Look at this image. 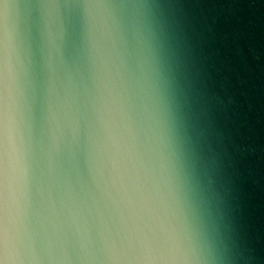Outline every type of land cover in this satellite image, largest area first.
<instances>
[{"label": "clouds", "instance_id": "clouds-1", "mask_svg": "<svg viewBox=\"0 0 264 264\" xmlns=\"http://www.w3.org/2000/svg\"><path fill=\"white\" fill-rule=\"evenodd\" d=\"M37 8L51 70L42 156L21 6L0 0V264H210L214 226L150 34L102 0Z\"/></svg>", "mask_w": 264, "mask_h": 264}, {"label": "water", "instance_id": "water-1", "mask_svg": "<svg viewBox=\"0 0 264 264\" xmlns=\"http://www.w3.org/2000/svg\"><path fill=\"white\" fill-rule=\"evenodd\" d=\"M12 2L21 6L33 134L42 156L51 81L50 44L37 8L42 0ZM102 2L125 29L135 23L152 38L214 226L210 264H264V0ZM64 24L70 60L80 21L70 16ZM57 159L67 165L66 156Z\"/></svg>", "mask_w": 264, "mask_h": 264}]
</instances>
